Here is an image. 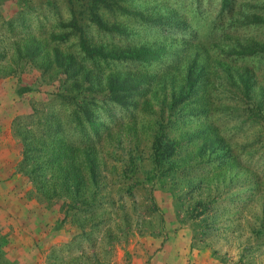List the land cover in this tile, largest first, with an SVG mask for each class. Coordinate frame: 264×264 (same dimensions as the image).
I'll list each match as a JSON object with an SVG mask.
<instances>
[{
	"label": "rangeland",
	"instance_id": "rangeland-1",
	"mask_svg": "<svg viewBox=\"0 0 264 264\" xmlns=\"http://www.w3.org/2000/svg\"><path fill=\"white\" fill-rule=\"evenodd\" d=\"M254 16L264 0H0V264H264ZM80 33L161 56L88 59Z\"/></svg>",
	"mask_w": 264,
	"mask_h": 264
},
{
	"label": "trees",
	"instance_id": "trees-1",
	"mask_svg": "<svg viewBox=\"0 0 264 264\" xmlns=\"http://www.w3.org/2000/svg\"><path fill=\"white\" fill-rule=\"evenodd\" d=\"M224 1H226V0H224ZM225 4H226V2H225ZM92 15H93V21L99 27L105 28L104 25L102 24L101 20L99 19L98 14L93 13ZM252 18L255 22L264 23L263 19H259L256 16H254ZM78 39H79V47H80L81 51L84 53L85 57H87L88 59H94L95 57H99L103 60H105V59L106 60H114V61H116V60H118V61L129 60V61L148 62V61H155L158 58H160V56H161V54L158 50L152 49L151 46H144V45L140 46L138 48H135L133 50H127V51H122V52L107 51L106 54H103V49L102 48H95V47L89 45L87 40L83 37L82 33L79 34ZM263 48L261 47V49H263ZM200 60L202 62L203 68L204 67L206 68V66L208 65V62L205 60V58L200 59ZM112 79H114V78L110 79V86L108 85L110 93L116 92L117 88L122 87L124 84V82L118 83ZM190 80H191L190 78H187L188 86H189L188 90L192 91L191 90V83H193V82H191ZM239 80L243 84L245 90H247V89H249V87H251L252 76H250L248 74L245 76H240ZM201 90L202 89L195 87L193 91L199 92V93L204 91V90H202V91ZM256 100H257V104L260 105V103H263L264 98L259 97V99L256 98ZM178 101H180V99ZM178 101L173 100L172 103L176 106ZM260 111L261 110H258V113L256 112L254 114V116L260 117L261 116L259 114ZM169 112H170V110H169ZM159 123H160L159 127L161 130L166 128V125H167L166 123H163L161 121ZM155 138H157V140H158L160 138V136H156Z\"/></svg>",
	"mask_w": 264,
	"mask_h": 264
}]
</instances>
